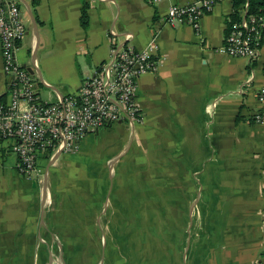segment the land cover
I'll return each mask as SVG.
<instances>
[{"label":"crops","instance_id":"crops-1","mask_svg":"<svg viewBox=\"0 0 264 264\" xmlns=\"http://www.w3.org/2000/svg\"><path fill=\"white\" fill-rule=\"evenodd\" d=\"M188 1L86 0L82 27L80 0H17L24 25L17 59L32 69L40 100L76 91L110 57L112 46L143 47L154 35L160 57L153 71L137 79L142 122L112 123L129 127L135 137L132 147L110 160L117 164L122 153L128 159L110 172L117 202L126 206L120 220L103 200L109 172L104 161L88 179L70 177L54 163L59 152L40 162L44 176L37 184L20 176L15 158L12 166L3 165L8 153L0 174L12 167L26 183L0 186V253L36 249L41 260L0 264H54L52 249L89 252L80 238L100 243L105 218L114 241L103 256L95 262L59 256L55 264L263 262L264 124L251 115L260 108L256 91L264 84V36L252 60L222 52L231 0H216L203 11L198 30L181 19L164 20L168 5ZM7 80L0 57L1 100ZM116 222L121 227L114 231ZM55 235L60 241L52 248L48 238Z\"/></svg>","mask_w":264,"mask_h":264},{"label":"built area","instance_id":"built-area-1","mask_svg":"<svg viewBox=\"0 0 264 264\" xmlns=\"http://www.w3.org/2000/svg\"><path fill=\"white\" fill-rule=\"evenodd\" d=\"M215 1L172 3L164 20L181 19L198 30L200 14ZM245 5L241 4L242 17L231 24L218 49L253 59L264 36V14L245 15ZM23 31L17 0H0V57L8 79L6 99L0 101V165L1 158L12 153L20 176L41 184L40 162L55 152L77 150L88 133L112 123L132 126L142 122L143 111L136 101L137 79L156 68L160 55L154 35L143 47L128 42L112 46L110 57L83 78L76 91L45 101L37 97L35 79L17 59ZM262 69L264 72V63ZM256 97L260 108L252 113L251 120L264 124V84L257 89Z\"/></svg>","mask_w":264,"mask_h":264},{"label":"rangeland","instance_id":"rangeland-1","mask_svg":"<svg viewBox=\"0 0 264 264\" xmlns=\"http://www.w3.org/2000/svg\"><path fill=\"white\" fill-rule=\"evenodd\" d=\"M86 137V138H85ZM82 140V143L80 144V147L78 146L77 150L71 151V152H65L60 151L58 156L55 158V164L54 166H57L59 172L70 174V177L77 176L82 179H88L89 177L93 176L95 172L92 171V169H95L97 164L104 161V164L107 165L109 168V172L107 174V183L105 185V188L102 190L103 200L106 198L109 199V207H112V210H116L118 214V220H120L121 214L125 211L126 206L123 204H120L117 202V197L115 196V188L113 187V183H111L110 180V172L113 171L114 167L118 164L127 163L128 159L125 157V154H119L118 155V162L117 164L114 162L111 164L110 160L113 156L117 155L116 153L120 152V149H123L125 147H132L134 144V134H131L130 128H124L123 124H112L109 128L102 129L100 128L98 130V133L95 135L94 132H90L85 136ZM15 156L14 154H10L9 156H6V158L2 159L3 165L7 166L13 165V160ZM114 159V158H113ZM9 167V166H8ZM52 166L49 165L48 170H50ZM18 175L15 172L14 168H6L2 170L0 174V186L1 187H9L13 183L20 182L21 184H25L26 182L21 178L17 177ZM43 174L41 176V179L43 181ZM25 179V178H24ZM51 182V179L48 180ZM130 211L133 210V207L129 206ZM137 208H140V206H137ZM109 209H107L106 212H108ZM101 237H100V243L99 238H94V241H91L88 238H80V240L84 243V247L87 248L90 247L88 250H91L86 253H80V254H68V253H57L52 249V257L51 261H54V264L56 261L60 260L61 256L73 258V256H77L79 260H86L89 262H95L98 257L103 256L102 249L107 248L109 245V242L111 243L114 241L113 236H110L111 224L110 220L108 218L102 219L101 221ZM121 227V222H116L114 224L113 229L114 231ZM109 231V235H108ZM48 243L50 244V247L56 248L57 242L60 241L59 236L55 235L53 238H48ZM94 245V246H92ZM100 246V250H99ZM93 247V248H92ZM92 250H95L93 252ZM100 251V254H99ZM41 254L35 249L31 252L26 253H0V260H5L8 262L11 261H20L25 263H33L34 261H40ZM39 258V259H38Z\"/></svg>","mask_w":264,"mask_h":264},{"label":"trees","instance_id":"trees-1","mask_svg":"<svg viewBox=\"0 0 264 264\" xmlns=\"http://www.w3.org/2000/svg\"><path fill=\"white\" fill-rule=\"evenodd\" d=\"M231 2H232V10L225 18L224 34H226L229 31L230 26L233 22L238 21L242 17L240 13V7L243 2H246L245 15H248L251 13L264 14L263 0H231ZM86 8H87L86 0H80L78 21L82 27L85 26L87 23ZM0 101H1V97H0Z\"/></svg>","mask_w":264,"mask_h":264},{"label":"water","instance_id":"water-1","mask_svg":"<svg viewBox=\"0 0 264 264\" xmlns=\"http://www.w3.org/2000/svg\"><path fill=\"white\" fill-rule=\"evenodd\" d=\"M27 69L30 71L31 70V72H32V69L30 68V67H27ZM60 151H58V152H56L53 156H52V158L51 159H54V157L56 156V154H58Z\"/></svg>","mask_w":264,"mask_h":264}]
</instances>
